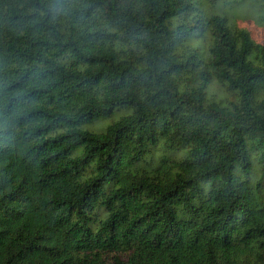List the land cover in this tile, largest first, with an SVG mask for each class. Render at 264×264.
Masks as SVG:
<instances>
[{"label": "trees", "instance_id": "obj_1", "mask_svg": "<svg viewBox=\"0 0 264 264\" xmlns=\"http://www.w3.org/2000/svg\"><path fill=\"white\" fill-rule=\"evenodd\" d=\"M200 1L0 0V264H264V46Z\"/></svg>", "mask_w": 264, "mask_h": 264}, {"label": "rangeland", "instance_id": "obj_2", "mask_svg": "<svg viewBox=\"0 0 264 264\" xmlns=\"http://www.w3.org/2000/svg\"><path fill=\"white\" fill-rule=\"evenodd\" d=\"M207 14L219 13L225 15L228 23L233 28L246 29L250 33L255 42L264 46V0H201L200 6ZM211 41V35L205 32L204 35L196 36V38L189 41L191 44L198 46L203 52ZM253 58L260 61L259 53H253ZM207 96L222 104H228L234 100V96L222 84L212 80L207 89ZM129 110H116L110 117L102 120H96L82 125L83 128L91 131L102 130L108 123L115 120L122 113H127ZM184 149H170L165 148L160 141L153 149L151 154L154 165L159 157H168L174 159H181L185 155ZM147 156V158H149ZM254 160V167H260L258 163V153L256 150L252 152Z\"/></svg>", "mask_w": 264, "mask_h": 264}, {"label": "clouds", "instance_id": "obj_3", "mask_svg": "<svg viewBox=\"0 0 264 264\" xmlns=\"http://www.w3.org/2000/svg\"><path fill=\"white\" fill-rule=\"evenodd\" d=\"M50 11L53 13V15L57 14V13L60 11L59 6H58V5H54V6L50 9Z\"/></svg>", "mask_w": 264, "mask_h": 264}]
</instances>
